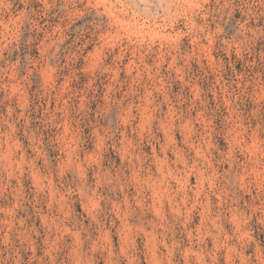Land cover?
Listing matches in <instances>:
<instances>
[{"label":"rangeland","instance_id":"obj_1","mask_svg":"<svg viewBox=\"0 0 264 264\" xmlns=\"http://www.w3.org/2000/svg\"><path fill=\"white\" fill-rule=\"evenodd\" d=\"M0 264H264V0H0Z\"/></svg>","mask_w":264,"mask_h":264}]
</instances>
